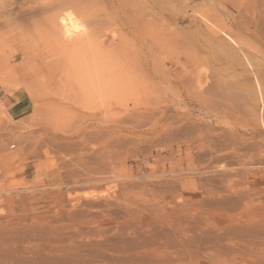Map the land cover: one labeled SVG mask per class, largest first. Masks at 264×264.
<instances>
[{"label": "rangeland", "instance_id": "1", "mask_svg": "<svg viewBox=\"0 0 264 264\" xmlns=\"http://www.w3.org/2000/svg\"><path fill=\"white\" fill-rule=\"evenodd\" d=\"M215 263L264 264V0H0V264Z\"/></svg>", "mask_w": 264, "mask_h": 264}, {"label": "bare ground", "instance_id": "2", "mask_svg": "<svg viewBox=\"0 0 264 264\" xmlns=\"http://www.w3.org/2000/svg\"><path fill=\"white\" fill-rule=\"evenodd\" d=\"M54 7H55V5H54ZM54 10H55V8H53ZM57 9V8H56ZM52 10V9H51ZM58 10V9H57ZM56 10V11H57ZM29 12V11H28ZM46 12V11H45ZM50 20H51V18H50ZM48 21H49V18H48ZM46 22V21H45ZM43 24V23H42ZM45 24H47V23H45ZM257 23H255V25H256ZM46 26V25H45ZM48 27V26H47ZM54 28H56V31H54V33L57 35V37L59 36L58 34L60 33L61 34V36L62 37H60V39H61V41H62V43H64V44H62V45H65V46H69L68 45V43L66 42V41H63V38H69L70 36H71V34H72V32L73 31H75V29H77L78 28V26H77V24H76V21H74V17L72 16V14H66V15H64V16H61V17H59L58 18V22L56 23V26L54 27ZM136 29V28H135ZM49 32V31H48ZM214 33V32H213ZM51 34V33H50ZM215 36V35H214ZM143 43V42H142ZM141 44V43H140ZM155 44H157V42H155ZM155 46V45H154ZM142 47V46H141ZM60 48V47H59ZM144 48V47H143ZM145 48H146V46H145ZM144 56H145V54H144ZM144 56H142L141 58H139V59H137V61L135 62V64H134V66H135V68L139 71V74H140V76H148V74H146V71H145V68H144V64H145V61H144ZM172 65V64H171ZM174 65V64H173ZM172 65V66H173ZM171 67V66H170ZM243 67V66H242ZM148 68V67H147ZM172 68V67H171ZM135 70V69H134ZM168 70V69H167ZM173 74H174V77H175V79H174V83L176 84L177 83V81H178V79H177V76H178V73H177V71H174L173 72ZM258 73H256V75H257ZM149 75H151L153 78H157V77H159V73L157 72V73H155V72H153L152 74H149ZM139 76V75H138ZM150 76V77H151ZM180 79H181V77H180ZM182 81V80H181ZM180 81V82H181ZM179 82V81H178ZM183 82H185L186 83V80L184 81V79H183ZM187 82H189V81H187ZM183 84V83H182ZM184 85V84H183ZM259 89H260V87H258ZM261 90V89H260ZM259 90V91H260ZM188 91V90H187ZM257 91H258V89H257ZM139 93V92H138ZM187 93V92H186ZM189 96V95H188ZM206 107V106H205ZM108 111V110H107ZM35 155V154H34ZM211 258V257H210ZM213 259V258H212ZM216 262V261H215ZM218 262V261H217ZM215 264H217V263H215ZM221 264V263H220Z\"/></svg>", "mask_w": 264, "mask_h": 264}]
</instances>
